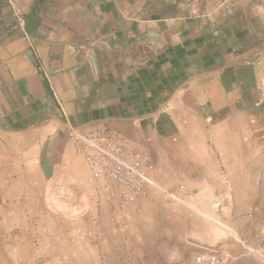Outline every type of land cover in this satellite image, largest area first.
Wrapping results in <instances>:
<instances>
[{
  "label": "crops",
  "instance_id": "1",
  "mask_svg": "<svg viewBox=\"0 0 264 264\" xmlns=\"http://www.w3.org/2000/svg\"><path fill=\"white\" fill-rule=\"evenodd\" d=\"M11 1L0 0L4 228L14 219L5 204L39 205L49 181L97 198L79 143L90 135L142 145L155 177L191 181L202 205L224 188L220 174L234 187L261 180L264 0ZM156 194L128 208L131 217H160ZM106 200L96 212L103 233L119 209ZM46 220L43 210L34 215V239ZM52 233L39 239L41 253Z\"/></svg>",
  "mask_w": 264,
  "mask_h": 264
},
{
  "label": "rangeland",
  "instance_id": "2",
  "mask_svg": "<svg viewBox=\"0 0 264 264\" xmlns=\"http://www.w3.org/2000/svg\"><path fill=\"white\" fill-rule=\"evenodd\" d=\"M5 145L0 140V161ZM220 175L225 186L212 190L211 205L198 203L192 182L178 181L173 172L168 180L174 185L157 179L168 189L185 185L183 200L157 193L165 204L158 205L161 216L143 224L131 217V210L119 207L105 234L96 216L104 197L77 194L64 180L49 181L39 205L16 211L10 202L5 204L14 219L6 228L0 220V264H197V256L208 252L217 253L222 264H264V172L258 181L252 175L246 182L238 179V187ZM154 202L152 193L148 203L136 207ZM40 210L47 217L46 228L34 239L33 218ZM49 228L54 232L47 238L50 250L41 253L39 239L45 242Z\"/></svg>",
  "mask_w": 264,
  "mask_h": 264
},
{
  "label": "built area",
  "instance_id": "3",
  "mask_svg": "<svg viewBox=\"0 0 264 264\" xmlns=\"http://www.w3.org/2000/svg\"><path fill=\"white\" fill-rule=\"evenodd\" d=\"M9 3L13 5L12 1ZM15 15L21 20L17 10ZM195 14L198 12L195 10ZM80 151L92 174L98 196L118 202L125 210L148 203L152 193L180 202L186 195L181 184L168 189L155 177V165L148 151L140 144L115 133L90 135L79 140ZM197 264H222L217 253L197 256Z\"/></svg>",
  "mask_w": 264,
  "mask_h": 264
}]
</instances>
